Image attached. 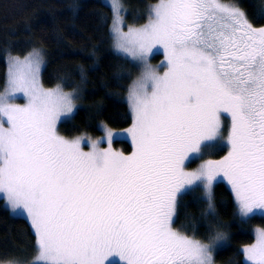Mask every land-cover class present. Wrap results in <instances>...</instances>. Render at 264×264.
Wrapping results in <instances>:
<instances>
[{
	"label": "snow or ice",
	"instance_id": "1",
	"mask_svg": "<svg viewBox=\"0 0 264 264\" xmlns=\"http://www.w3.org/2000/svg\"><path fill=\"white\" fill-rule=\"evenodd\" d=\"M116 49L145 65L129 89L133 114L130 156L81 149L57 134L73 96L45 90L38 52L9 68L0 95V194L27 213L37 236L31 264H212L208 244L172 226L178 195L225 179L239 214L264 213V26L256 28L237 4L221 0H160L148 24L123 32L120 0H111ZM264 20V12L259 14ZM163 48L168 71L147 65ZM17 93L27 104L11 103ZM228 154L195 171L205 141L223 139ZM110 142V138H109ZM217 234L216 239H222ZM248 264H264V230L244 250ZM12 264H19L13 261ZM111 264H118L112 260Z\"/></svg>",
	"mask_w": 264,
	"mask_h": 264
},
{
	"label": "trees",
	"instance_id": "2",
	"mask_svg": "<svg viewBox=\"0 0 264 264\" xmlns=\"http://www.w3.org/2000/svg\"><path fill=\"white\" fill-rule=\"evenodd\" d=\"M127 27L145 24L151 7L160 0H120ZM235 3L247 13L253 26H264L259 14L264 0H221ZM112 8L104 0H0V91L7 82L8 60L41 51L44 65L42 85L77 93L78 107L59 124L66 137L99 139L104 129L130 127L133 114L129 89L138 67L115 51L111 34ZM162 54H156L158 59ZM153 59V60H154ZM115 148L129 156L133 151L127 139H114ZM226 156L219 143L211 149ZM226 154V155H225ZM213 209L202 186L180 195L173 226L202 242L220 243L214 252L217 264H248L244 247L256 238V228L264 227V215L242 217L231 189L217 182L212 189ZM37 252V236L27 218L14 214L0 199V262L28 264Z\"/></svg>",
	"mask_w": 264,
	"mask_h": 264
},
{
	"label": "rangeland",
	"instance_id": "3",
	"mask_svg": "<svg viewBox=\"0 0 264 264\" xmlns=\"http://www.w3.org/2000/svg\"><path fill=\"white\" fill-rule=\"evenodd\" d=\"M105 3H107L109 6H110V2L111 0H104ZM222 2V1H221ZM160 2L154 4L152 7H151V10L157 5L159 4ZM224 3V2H222ZM120 4H121V20H122V25H121V28H122V31L123 32H128V30L130 28L132 29H140V28H143L146 24H148L149 20L143 24V25H140V26H130V27H127L125 25V20H124V10H123V7H122V3L120 1ZM226 4V2H225ZM229 4V3H227ZM113 12V11H112ZM113 19H114V14H113ZM255 27V26H254ZM257 28V27H256ZM111 34H112V37H113V41H114V48H115V51L126 56L124 53L122 52H119L117 49H116V37H115V33H114V30H113V23L111 25ZM159 48V51H157V49H153L152 50V53L148 56L147 58V65L150 66L152 69H155L156 73L160 76H163L165 72L168 71V67H167V57L164 53V50L162 47L160 46H157ZM34 52H38L42 58V63H41V66H40V70H39V74H38V79H39V83L40 85L45 89V90H52V89H56V88H59V87H55V88H46L42 85V81H41V71H42V68H43V65H44V56H43V53L39 50L37 51H34ZM33 52V53H34ZM32 53L26 55V56H22V57H13V58H9L8 60V64H9V67H8V75H7V82H6V85L4 87V89L2 91H0V95H4L6 93V91L8 90V80H9V68L10 66L12 65L13 61L16 60V59H19L21 61H23L26 57H29ZM156 54H162L161 57H159L158 59H154L155 55ZM127 58H129L128 56H126ZM137 67H138V74H137V77L135 79V81H137L143 71L145 70V65L140 62V61H133L131 58H129ZM154 59V60H153ZM132 86V85H131ZM131 88V87H130ZM61 89L64 93H67V94H71L73 96V107H72V111L67 113L66 115H62L60 117V119L58 120L57 124H56V131H57V134L67 140H76V139H79L81 141V149L82 151L84 152H91L94 150L93 146H95L96 148H99L100 150H108V149H111L113 152H116V153H122L123 152L118 149V148H115L114 144H113V141L114 139H119V138H122V139H127L131 142L132 146H133V151L132 153L135 151V145L133 143V140H132V137H131V133H130V129L132 128L133 126V123L130 127L126 128V129H120V130H108V132H106V130L104 129V135L102 137H100L99 139L95 140V139H91L89 137H86V136H77V137H66L64 135H62L60 132H59V124L64 121V120H67L69 119L72 114L75 112L76 108L78 107V101H77V93L74 92V91H67V90H63L62 88H59ZM129 95V94H128ZM27 98L22 94V93H17L15 95V97L12 98L11 100V103L15 104V105H18V106H24L27 104ZM131 107V106H130ZM6 121V117H2L0 116V122H3L4 123V127L5 128H8L9 125L5 122ZM230 117L228 114L226 113H222L221 114V134L223 136V139H216V140H211V141H205L202 145H201V153L199 154L200 158L199 159H196L195 162H191L189 163V161H185V170L186 171H195L196 169H198L202 164H205L206 162L208 161H219V160H222L224 158V156H221L222 154L220 155H216L219 153V151L217 150H214L213 148L211 149L210 153H212L213 155L215 156H209V154H207L209 152V149L210 147L213 145V144H216V143H219L220 145H225L227 147V152L226 154H228V145H227V138H228V134H229V129H230ZM109 138H110V142H109ZM129 154L130 155H132ZM225 154V155H226ZM217 182H223L225 183L230 189H231V186L230 184H228V182L225 180V179H222V178H217L216 181L213 182V185H212V188H211V194H212V189H213V186L217 183ZM232 191V189H231ZM232 193L234 194V192L232 191ZM180 195L177 196V200H176V204H175V209H174V215H173V223L175 221V217H176V209H177V203H178V199H179ZM235 197V195H234ZM0 199H4L3 197V194H0ZM236 200V199H235ZM5 201V199H4ZM6 202V201H5ZM7 204V203H6ZM8 205V204H7ZM9 206V205H8ZM9 208L11 209V207L9 206ZM11 211L16 214V215H20V216H23L25 218L28 219V221L31 223V220L30 218L28 217L27 213L24 212L22 209H18V210H12ZM255 211V214H262L264 215V213H262L261 211L259 210H254ZM253 215V214H251ZM250 215V216H251ZM249 217V216H248ZM246 218V217H244ZM173 223H172V226H173ZM33 227V226H32ZM173 228L179 232H181L180 230H178L177 228H175L173 226ZM34 229V228H33ZM260 230H264V227H258L256 228V238H257V234ZM35 232V231H34ZM182 234H184L183 232H181ZM36 234V233H35ZM191 239H194V240H197L191 236H189ZM256 238L254 240V242L251 244V245H248V246H245L244 247V250L246 248H249L251 247L252 245H254L256 243ZM200 241V240H198ZM202 242V241H200ZM202 243H205V244H208L211 249H212V264H217L215 261H214V252H215V249L216 247L219 245L220 243V240H217V241H211V242H202ZM35 257V256H34ZM33 257L31 258V260L28 262V264H31V261H32ZM112 260H116L118 262V264H124V262L122 260L119 259V257H109V261L107 262V264H111V261ZM246 261V259H245ZM19 262V261H18ZM247 262V261H246ZM248 263V262H247ZM0 264H12V262H0ZM19 264H25V263H21L19 262Z\"/></svg>",
	"mask_w": 264,
	"mask_h": 264
}]
</instances>
